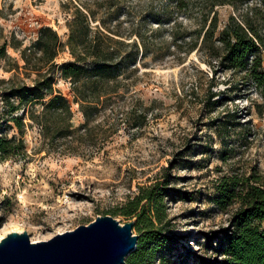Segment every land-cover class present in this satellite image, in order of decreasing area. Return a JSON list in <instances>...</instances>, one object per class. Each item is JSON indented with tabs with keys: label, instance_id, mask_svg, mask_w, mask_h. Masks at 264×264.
Masks as SVG:
<instances>
[{
	"label": "rangeland",
	"instance_id": "obj_1",
	"mask_svg": "<svg viewBox=\"0 0 264 264\" xmlns=\"http://www.w3.org/2000/svg\"><path fill=\"white\" fill-rule=\"evenodd\" d=\"M201 1L180 10L168 0H0V115L1 93L37 78L40 64L30 57L25 65L22 51L40 28H52L66 43L79 10L93 30L138 46L136 71L127 73L133 86L109 102V141L101 151L82 145L75 154L47 152L37 130L28 129L26 156L0 160V238L17 226L33 243L48 241L111 216L140 187L167 181L188 196L165 199L164 231L178 243L155 264H193L196 255H212L205 234L226 226L235 209L212 204L215 182L250 174L264 181V99L240 74L213 72L199 54L185 57L184 47L177 48L195 39ZM217 12L220 26L234 14L228 5ZM70 59L64 48L55 63ZM55 89L72 101L68 82L57 77ZM72 111L78 126L77 105ZM1 135L19 137L15 130Z\"/></svg>",
	"mask_w": 264,
	"mask_h": 264
},
{
	"label": "trees",
	"instance_id": "obj_2",
	"mask_svg": "<svg viewBox=\"0 0 264 264\" xmlns=\"http://www.w3.org/2000/svg\"><path fill=\"white\" fill-rule=\"evenodd\" d=\"M168 1L180 10L193 5L192 0ZM227 5L234 14L220 26L217 9ZM198 6L196 37L177 48L184 47L185 57L196 52L213 72L240 74L264 99V0H202ZM121 47L130 50L120 52ZM64 48L71 59L57 65L55 59ZM137 54L135 42L124 44L93 30L79 10L68 24L66 43L52 28H40L36 41L22 51L25 65L30 57L40 64L35 67L37 78L31 85H15L1 93L0 160L26 156L28 129L37 130L47 152L75 154L82 145L92 154L101 151L109 141V102L121 87L133 86L126 81L127 73L136 71ZM57 77L69 83L71 102L55 89ZM72 104L83 118L78 126L73 123ZM10 130L19 137L1 135ZM168 186L166 181L140 187L134 197L107 213L134 221L138 240L125 264H155L177 246V239L164 231L165 199H184L188 193ZM214 191L210 201L216 209H235L226 226L205 234L204 248L212 255H196L193 264H264V181L254 174L222 176Z\"/></svg>",
	"mask_w": 264,
	"mask_h": 264
},
{
	"label": "water",
	"instance_id": "obj_3",
	"mask_svg": "<svg viewBox=\"0 0 264 264\" xmlns=\"http://www.w3.org/2000/svg\"><path fill=\"white\" fill-rule=\"evenodd\" d=\"M133 227L106 215L48 241L12 232L0 240V264H125L138 240Z\"/></svg>",
	"mask_w": 264,
	"mask_h": 264
},
{
	"label": "bare ground",
	"instance_id": "obj_4",
	"mask_svg": "<svg viewBox=\"0 0 264 264\" xmlns=\"http://www.w3.org/2000/svg\"><path fill=\"white\" fill-rule=\"evenodd\" d=\"M22 231L23 230L20 227L14 226L11 228V230L6 231V233L4 235H7V234L12 233V232L22 233ZM0 239H2V236Z\"/></svg>",
	"mask_w": 264,
	"mask_h": 264
}]
</instances>
